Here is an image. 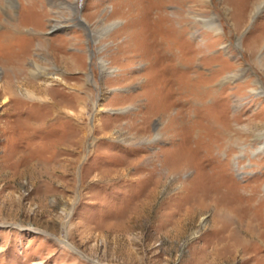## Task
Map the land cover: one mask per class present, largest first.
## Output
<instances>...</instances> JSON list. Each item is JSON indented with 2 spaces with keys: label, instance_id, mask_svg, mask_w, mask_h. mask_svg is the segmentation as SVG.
<instances>
[{
  "label": "rangeland",
  "instance_id": "1",
  "mask_svg": "<svg viewBox=\"0 0 264 264\" xmlns=\"http://www.w3.org/2000/svg\"><path fill=\"white\" fill-rule=\"evenodd\" d=\"M0 86V264H264V0H0Z\"/></svg>",
  "mask_w": 264,
  "mask_h": 264
},
{
  "label": "bare ground",
  "instance_id": "2",
  "mask_svg": "<svg viewBox=\"0 0 264 264\" xmlns=\"http://www.w3.org/2000/svg\"><path fill=\"white\" fill-rule=\"evenodd\" d=\"M72 6V5H71ZM261 5H257V8L256 9H259V7H260ZM76 7V6H75ZM81 20H83V22H84V19H81ZM119 23V21H114V22H112L111 24H108V25H105L104 27H102L100 30H93V35L94 36H96V39L97 38H99V37H101V36H104V35H106L107 34V32L109 31V29L110 28H112V27H114L116 24H118ZM20 25V24H19ZM85 25H86V22H85ZM206 25L208 26V28L209 29H212V30H214L215 32H219L220 31V27H219V25L217 24V22H216V20L214 19V18H210V19H207L206 20ZM55 27V26H54ZM9 31H11L10 33H12V30H9ZM9 38H10V36H8ZM100 66H101V69H102V72H104L107 68V66H106V60L105 59H101L100 60ZM236 76V74H234V75H228V78H233V77H235ZM0 88H1V86H0ZM129 107H125L122 111H125V110H127ZM219 128V127H218ZM259 132V131H258ZM260 139L261 138H264V129L263 130H261L259 133H258V135H257ZM257 137V138H258ZM258 138V139H259ZM262 146H264V144L262 143ZM252 230V229H251Z\"/></svg>",
  "mask_w": 264,
  "mask_h": 264
},
{
  "label": "water",
  "instance_id": "3",
  "mask_svg": "<svg viewBox=\"0 0 264 264\" xmlns=\"http://www.w3.org/2000/svg\"><path fill=\"white\" fill-rule=\"evenodd\" d=\"M81 6V3H79V7ZM53 30H55V29H53ZM52 31V30H51Z\"/></svg>",
  "mask_w": 264,
  "mask_h": 264
}]
</instances>
